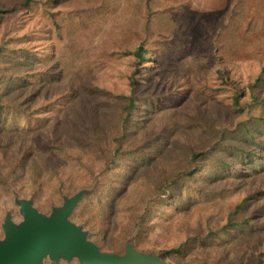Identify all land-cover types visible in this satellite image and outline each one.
<instances>
[{"label":"rangeland","instance_id":"1","mask_svg":"<svg viewBox=\"0 0 264 264\" xmlns=\"http://www.w3.org/2000/svg\"><path fill=\"white\" fill-rule=\"evenodd\" d=\"M82 189L103 251L264 264V0H0V238Z\"/></svg>","mask_w":264,"mask_h":264},{"label":"water","instance_id":"2","mask_svg":"<svg viewBox=\"0 0 264 264\" xmlns=\"http://www.w3.org/2000/svg\"><path fill=\"white\" fill-rule=\"evenodd\" d=\"M89 191L79 190L51 207L49 214L38 211L29 199H16L22 217L14 222L4 217L0 238V264H43L45 258H75L78 264H171L162 253L143 252L125 243L124 252L103 251L88 239L87 232L70 220L77 203Z\"/></svg>","mask_w":264,"mask_h":264},{"label":"crops","instance_id":"3","mask_svg":"<svg viewBox=\"0 0 264 264\" xmlns=\"http://www.w3.org/2000/svg\"><path fill=\"white\" fill-rule=\"evenodd\" d=\"M192 2L194 6L203 7L206 10H216L226 7L229 0H192Z\"/></svg>","mask_w":264,"mask_h":264},{"label":"trees","instance_id":"4","mask_svg":"<svg viewBox=\"0 0 264 264\" xmlns=\"http://www.w3.org/2000/svg\"><path fill=\"white\" fill-rule=\"evenodd\" d=\"M30 0H25V3H28ZM141 53H142V48L141 47H138L136 48L135 51L132 52L133 55L139 57L142 59V56H141ZM131 103V102H130ZM169 252H176V249H172L170 250ZM165 255V254H164ZM163 257V256H162Z\"/></svg>","mask_w":264,"mask_h":264}]
</instances>
